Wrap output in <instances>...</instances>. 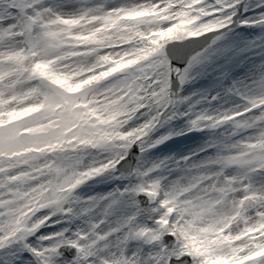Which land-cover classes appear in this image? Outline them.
I'll return each instance as SVG.
<instances>
[{"label":"snow or ice","instance_id":"snow-or-ice-1","mask_svg":"<svg viewBox=\"0 0 264 264\" xmlns=\"http://www.w3.org/2000/svg\"><path fill=\"white\" fill-rule=\"evenodd\" d=\"M0 264H264V0H0Z\"/></svg>","mask_w":264,"mask_h":264}]
</instances>
